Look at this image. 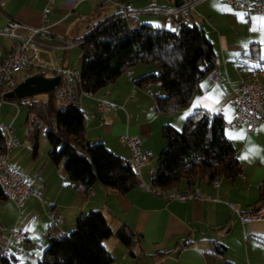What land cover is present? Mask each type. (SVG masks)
Instances as JSON below:
<instances>
[{
    "label": "crops",
    "instance_id": "crops-1",
    "mask_svg": "<svg viewBox=\"0 0 264 264\" xmlns=\"http://www.w3.org/2000/svg\"><path fill=\"white\" fill-rule=\"evenodd\" d=\"M126 1L135 9L130 16L138 23L168 30L176 29L182 22L202 27L217 55L215 67L202 78L200 90L190 105L170 115L157 114L155 98L146 94V90L157 88L135 82L155 71L148 64L130 69V79L124 73L92 97L81 98L78 107L84 112L86 136L91 142H102L131 161L119 139L133 135L141 138L142 150L151 152L149 163L141 169L139 185L126 193L99 182L87 193L78 192L71 187L62 165L50 158L49 143L37 142L35 148L31 140L18 141L19 145L9 154L10 167L24 176L41 199L29 198L21 207L9 199H0V236L6 241L8 229L21 228L25 243L11 240L9 247L14 250L23 246L34 256L28 264H37L47 245V235L65 234L74 228L80 215L101 209L114 233L102 240L114 256V264H264V217L244 222L240 219V214L252 209L260 197L264 180V122L254 131L227 124L233 116L229 103L233 90L240 78L249 73L241 68L260 62L264 68V15L239 9L225 0H184L180 6L174 5L175 0ZM46 2L0 0V29L11 19L31 27L47 26L48 37L38 43L40 55L63 67L80 70L79 57L86 35L115 15L116 9L101 0H56L44 22ZM154 7L169 11L154 14L150 11ZM17 49L16 40L0 34L1 58ZM44 76L50 77L49 73ZM11 96L7 101L15 104L19 99ZM99 99L111 106L99 110ZM20 104L15 105L18 108ZM196 109L223 117L224 133L235 148L241 171L234 179L218 177V185L203 175L191 189L197 188L209 198L176 201L156 196L144 185H149L148 170L156 169L153 163L166 146L161 127L170 124L179 129L186 116ZM39 131L43 132V128ZM186 188L182 183L177 191ZM262 203L257 205L264 206ZM50 211L63 218L57 227L50 224ZM123 225L141 234L130 248L115 236ZM215 241L224 247L221 253L214 251ZM158 251L166 253L151 256Z\"/></svg>",
    "mask_w": 264,
    "mask_h": 264
},
{
    "label": "trees",
    "instance_id": "trees-1",
    "mask_svg": "<svg viewBox=\"0 0 264 264\" xmlns=\"http://www.w3.org/2000/svg\"><path fill=\"white\" fill-rule=\"evenodd\" d=\"M79 58L80 86L93 94L137 64L153 66L155 71L135 82L160 91L154 107L159 115H170L189 106L200 90L202 78L217 62L212 43L199 25L182 22L176 29L168 30L138 23L135 17L120 16L117 12L86 35ZM261 64L251 68L245 65L241 70L249 73L243 77L249 78L252 71L264 69ZM47 95L46 101L29 97L24 104L42 121L35 132L43 128L50 144L49 156L62 165L74 190L87 193L99 182L126 193L139 185L130 160L118 156L102 142L87 138L83 110L76 105L54 109L52 94ZM224 126L225 120L219 114L199 109L186 116L181 130L163 124L161 135L166 146L158 156L149 186L166 192L178 190L182 183L192 188L203 175L211 181L220 176L234 179L241 171L240 162ZM4 145L5 136L0 130V150ZM259 196L253 208L259 202L264 205V180ZM3 198L0 190V199ZM113 234L101 209L89 210L77 218L69 232L47 235V245L37 264H114V256L102 244ZM115 236L129 248L141 238L140 233L126 225ZM5 243L0 236V264H19L16 257L4 256ZM212 245L216 253L224 249L217 241ZM165 253L158 251L151 256Z\"/></svg>",
    "mask_w": 264,
    "mask_h": 264
},
{
    "label": "built area",
    "instance_id": "built-area-1",
    "mask_svg": "<svg viewBox=\"0 0 264 264\" xmlns=\"http://www.w3.org/2000/svg\"><path fill=\"white\" fill-rule=\"evenodd\" d=\"M46 6L43 9V21H47V14L56 0H46ZM111 3L120 16H130L135 12L131 3L126 0H101ZM235 7L250 11L256 14L264 15V0H225ZM188 4V3H187ZM190 5V4H188ZM154 14H160L169 11L154 7L150 10ZM1 35H6L18 42V49L8 53L5 57H0V104L7 101L13 93L16 85L26 78L35 74L49 73L50 76H59V82L51 92L52 97L63 105L78 106L83 96L92 97L93 93L88 92L80 86V71L69 69L57 64L50 57L40 55L39 42L48 37L47 26L31 27L16 19L9 20L1 29ZM129 79L131 72H126ZM146 94L153 98L160 95V91L146 90ZM27 98L19 99L15 102H27ZM98 108L103 111L111 106L106 100H98ZM232 109V119L227 123L232 128L245 127L248 131H254L257 126L264 122V69H257L250 73L249 78L241 77L238 86L233 90L229 101ZM222 117V116H221ZM0 130L5 136V145L0 150V190L6 199L11 200L17 207H21L29 198L41 199V195L33 189L25 180L24 176L10 167V152L19 145L17 138L13 134L11 125H0ZM120 144L130 154V159L138 178L142 167L146 166L151 158L150 151H144L141 148V138L133 135L120 136ZM154 169L148 170L149 175H153ZM218 185V180H213ZM152 194L165 199L184 201L187 199L200 200L209 198L202 194L199 189L186 188L183 192L177 190L162 191L153 189L149 185H144ZM264 217V206H258L246 210L240 214L242 222L246 220H257ZM50 224L58 226L63 222L62 216L56 211H50L48 214ZM3 226L0 225V231ZM8 239L6 240L3 254L5 257L14 256L19 264H28L34 258L33 254L20 246L14 250L9 247L11 240H16L21 244L25 243L26 236L19 227H12L7 230ZM153 264H159L157 262Z\"/></svg>",
    "mask_w": 264,
    "mask_h": 264
},
{
    "label": "rangeland",
    "instance_id": "rangeland-1",
    "mask_svg": "<svg viewBox=\"0 0 264 264\" xmlns=\"http://www.w3.org/2000/svg\"><path fill=\"white\" fill-rule=\"evenodd\" d=\"M78 67L79 66H77V68ZM31 97H34V99L39 101H46L49 99L46 93H39ZM51 103L54 109H58L63 106L61 102L53 97L51 98ZM50 117H53V113H50ZM40 124H42V121H40L38 117H35L30 108L24 103H21L18 108L14 103H10L8 101L0 104V125H11L13 134L19 142H23L24 140H31L32 142H35L36 136L37 142L45 141L48 144L44 133L39 131L40 129L35 132L36 127ZM181 128L182 127L176 129L181 130ZM156 158L158 159V156ZM157 159L154 161L153 165L156 163L157 166Z\"/></svg>",
    "mask_w": 264,
    "mask_h": 264
},
{
    "label": "water",
    "instance_id": "water-1",
    "mask_svg": "<svg viewBox=\"0 0 264 264\" xmlns=\"http://www.w3.org/2000/svg\"><path fill=\"white\" fill-rule=\"evenodd\" d=\"M184 0H175L174 5L180 6ZM59 82V76H44L35 74L19 82L13 90L12 96L17 99L29 98L39 93L49 94Z\"/></svg>",
    "mask_w": 264,
    "mask_h": 264
},
{
    "label": "snow or ice",
    "instance_id": "snow-or-ice-1",
    "mask_svg": "<svg viewBox=\"0 0 264 264\" xmlns=\"http://www.w3.org/2000/svg\"><path fill=\"white\" fill-rule=\"evenodd\" d=\"M196 105L194 104L193 107H195Z\"/></svg>",
    "mask_w": 264,
    "mask_h": 264
}]
</instances>
